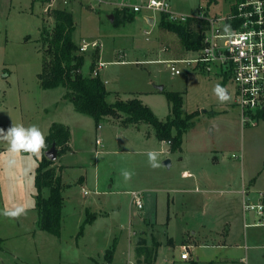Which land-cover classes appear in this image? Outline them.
I'll return each mask as SVG.
<instances>
[{
  "label": "rangeland",
  "instance_id": "1",
  "mask_svg": "<svg viewBox=\"0 0 264 264\" xmlns=\"http://www.w3.org/2000/svg\"><path fill=\"white\" fill-rule=\"evenodd\" d=\"M233 1L170 0V4L176 15L207 10L209 16H223ZM118 2L0 0V128L34 124L47 135L52 122L64 121L72 126L74 139V151L61 161L64 206L59 236L36 225L33 177L40 157L22 153L10 166L5 159L8 146L0 141V212L18 204L29 209L19 219L0 215V264H137L139 236L148 248L160 242L156 264H190L169 260H181V243L189 237L195 243L202 224L217 227L224 220L236 224L233 240L241 246L230 249L238 258L231 264H264V225L244 226L239 191L253 180V192L264 196V119L242 123L230 78L193 70L180 60L175 64L180 73L175 74L168 60L197 54L187 51L175 32L159 25L157 12L130 9L132 20L114 23L115 8H123ZM62 7L74 16L73 39L79 45L97 41V46L82 52L81 71L89 76L92 60L94 67L105 62L99 76L107 81L108 102L117 96L138 97L165 120L171 105L163 90H170L182 93L183 115L198 111L182 134L180 150L171 151L170 143L159 140L145 123L115 126L116 120L104 117L96 124L74 110L70 99L62 96L65 88L40 86L41 31L53 27L50 10ZM217 86L227 101L218 99ZM96 137L102 146L96 145ZM151 151L159 153V167L150 165ZM167 158L170 165L163 163ZM124 171L131 173L130 179H124ZM131 191L142 193L141 209L131 203ZM252 215L245 222L255 221ZM112 247L108 261L105 255Z\"/></svg>",
  "mask_w": 264,
  "mask_h": 264
},
{
  "label": "trees",
  "instance_id": "2",
  "mask_svg": "<svg viewBox=\"0 0 264 264\" xmlns=\"http://www.w3.org/2000/svg\"><path fill=\"white\" fill-rule=\"evenodd\" d=\"M239 1V0H234ZM210 3L214 0H209ZM115 22L132 20L134 13L129 8H115L113 13ZM159 25L169 31L175 32L182 41L187 51L196 52L203 47V31L206 26L204 16H187L185 20H170L166 12L159 13ZM201 14V13H199ZM54 19L52 29L42 28L40 41L42 44V69L38 73L39 84L43 89L63 87L64 97L70 99L75 111L89 115L96 124L104 117H112L123 126L139 125L145 123L151 126L155 136L159 140L169 141L171 151L181 149L182 134L189 126V121L198 114L192 111L183 115V95L179 91L163 90L168 102L170 112L165 120L159 119L153 110L138 97L121 99L119 96L113 102L107 101L109 91L99 73L93 75L94 61L90 65L91 74L84 76L81 69L85 55L79 52V44L73 39L75 20L72 12L66 7L50 10ZM227 78V77H225ZM258 119H264V110L257 113ZM47 148L55 142L58 155L65 153L69 148L70 130L61 122H53L49 132L45 136ZM61 167H57L53 160L43 155L38 161L34 174V186L36 188V209L38 228L59 236L62 222V207L64 197L62 195ZM47 193V194H46ZM46 194V195H45ZM93 216V215H92ZM94 217V216H93ZM87 222V221H85ZM80 226L82 233L84 223ZM1 241V239H0ZM136 248L137 258H142V263L152 264L157 257L158 243L154 247L143 246L145 239L138 238ZM113 247L106 252V258L111 260ZM191 264H200L192 260Z\"/></svg>",
  "mask_w": 264,
  "mask_h": 264
},
{
  "label": "built area",
  "instance_id": "3",
  "mask_svg": "<svg viewBox=\"0 0 264 264\" xmlns=\"http://www.w3.org/2000/svg\"><path fill=\"white\" fill-rule=\"evenodd\" d=\"M117 6L126 7L135 13L141 11L166 12L170 20H185L187 15H176L171 12L170 0H119ZM194 16H203L197 14ZM153 19L154 17H150ZM207 23L203 31V47L196 51L192 59H172L167 64L170 69L179 74L175 64L180 60L196 71H215L230 78L234 84V101L240 109L242 123L258 119L257 113L264 110V0H239L229 4V10L223 16H204ZM97 46L96 41L83 42L79 52L89 47ZM105 62L98 61L93 75ZM169 143V141H168ZM101 145V140L96 139ZM87 193V192H84ZM242 193V210L244 226L264 225V200L260 195L258 200H252ZM131 203L138 209L143 207V195L139 191H131ZM253 214L255 221L245 222V214ZM182 259L189 258L187 246L181 247Z\"/></svg>",
  "mask_w": 264,
  "mask_h": 264
},
{
  "label": "crops",
  "instance_id": "4",
  "mask_svg": "<svg viewBox=\"0 0 264 264\" xmlns=\"http://www.w3.org/2000/svg\"><path fill=\"white\" fill-rule=\"evenodd\" d=\"M146 17L149 20V18L152 17V15L151 14H147ZM106 83H107V81L105 80L104 84H106ZM64 93H65V90H64V92L62 94L63 97H64ZM61 99H62V97H61ZM141 101L144 103V101L142 99H141ZM71 104H72V102H71ZM109 120H110V122L112 121L111 119H109ZM116 121L117 122L112 121V122L115 123L114 124L115 126L120 124V123L118 124V120H116ZM59 122H61V123L65 124L66 126H68V128L70 130V139H69V148L70 149L68 151H66L65 153H62L61 155L57 154V157H56V159L54 161V164L57 167H61V172L60 173L62 175L63 165H65V164L62 163L61 161H62V159H64V157H66L67 153H70L71 151H74V149H73L74 139H73L72 126L69 123H66L64 121H59ZM133 126L134 127H138V125H133ZM99 127H100V129H103L104 126L98 125V128ZM99 131H101V130H99ZM100 133H102V132H100ZM146 136H150V133L149 134L146 133ZM98 138L99 137H96V139H98ZM96 139H95V143H96ZM101 145H102V141H101ZM47 149L48 148H46L44 150L43 155H45V151ZM96 152H100V151L96 150ZM40 158H39V160H40ZM190 174L191 173H186V175H190ZM33 181H34V177H33ZM62 182H63V179H62ZM253 182H254L253 180H250L249 183H248L250 185V187L248 188V186H244L243 185L242 189L245 188L246 194L250 197V199L258 200L259 199V196H258L259 192L257 194H255L253 192V189H252ZM244 184L248 185L247 183H244ZM241 190H239L240 194H241L240 206H241V215H242L243 222H244V213H243V210H242V193H241ZM84 192H86V191H83V194H87V193H84ZM263 200H264V198H263ZM63 206H64V201H63ZM203 206H205V203L203 204ZM62 209H63V207H62ZM202 210H203V213H205L204 212L205 209H202ZM247 216H249V214H245V219L247 218ZM252 216H253V220H255V216L254 215H252ZM232 225H233L232 222H229V221L225 222V220L222 221V224L221 225L219 224L217 227H211V225L202 224L198 228L197 233L199 234V236H197L198 238H197V240H195L196 241L195 243H191L192 238H190V237L188 238V241H186V243H185L186 245L183 242L181 243V247L182 246H187L188 252H189V249H194L195 250V251L191 250L189 252V258L188 259H182L181 258V260H173V259H171L169 261L171 263H175L176 261L185 262V263L189 262L190 264H191L192 260H196L200 264H231V263L237 262L236 260L238 258H234L235 255L230 249L231 248H233V249H237L238 248L239 249L241 246H239L233 240V238L235 236V232H236L235 231L236 224H234V227ZM194 233H196V232H194ZM137 241H138V239H137ZM170 242L174 243L173 238L170 239ZM157 243H158V246H159L160 242H157ZM137 246H138V242H137ZM137 246H136V248H137ZM157 251H158V248H157ZM156 254H157V252H156ZM135 259H136L135 261H136L137 264H145V263H142L141 261H139V260H142V258H137L136 257ZM240 259H242V258H240ZM156 260H157V257H156L155 261L152 264H156L157 263ZM167 262H168V260H167Z\"/></svg>",
  "mask_w": 264,
  "mask_h": 264
},
{
  "label": "clouds",
  "instance_id": "5",
  "mask_svg": "<svg viewBox=\"0 0 264 264\" xmlns=\"http://www.w3.org/2000/svg\"><path fill=\"white\" fill-rule=\"evenodd\" d=\"M214 92L220 101H227L229 97L223 89L217 86ZM0 141L5 142L8 146L5 159L11 166L15 164L16 159L22 153H28L36 157H42L44 150L47 148V143L44 133L37 125H29L25 127L23 124H11L7 129L0 128ZM150 165L155 168L159 167L157 162L158 152L151 151L147 153ZM125 180L131 178V173L128 171L122 172ZM34 207V203L32 205ZM28 207L22 204L13 205L0 212L6 218L19 219L21 216H26Z\"/></svg>",
  "mask_w": 264,
  "mask_h": 264
},
{
  "label": "water",
  "instance_id": "6",
  "mask_svg": "<svg viewBox=\"0 0 264 264\" xmlns=\"http://www.w3.org/2000/svg\"><path fill=\"white\" fill-rule=\"evenodd\" d=\"M149 22L152 23L153 22V19L152 18H149ZM156 88L159 89V90H161L163 88V86L162 85H156ZM57 154H58V150L56 148V144H55V142H52L51 146L45 151V156L49 160H53L54 161L56 159V157H57ZM163 163L165 165H170L171 160L167 158V159H165L163 161Z\"/></svg>",
  "mask_w": 264,
  "mask_h": 264
}]
</instances>
